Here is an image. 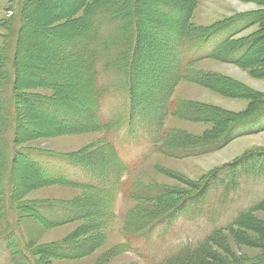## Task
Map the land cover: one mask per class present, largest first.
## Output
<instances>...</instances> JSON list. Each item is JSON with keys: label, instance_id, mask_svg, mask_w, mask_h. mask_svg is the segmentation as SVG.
<instances>
[{"label": "rangeland", "instance_id": "374dc122", "mask_svg": "<svg viewBox=\"0 0 264 264\" xmlns=\"http://www.w3.org/2000/svg\"><path fill=\"white\" fill-rule=\"evenodd\" d=\"M71 1L65 0L67 5L64 3L63 7L56 9L50 6L52 2L47 3L45 0H0V183L4 184H0V236L12 234L24 246L33 249V252L37 254L44 251L47 253L46 251L50 247L59 242H81L83 239H90L93 237L95 223L82 220L52 227L26 208L31 204H37V202L66 203L88 198L89 200L85 201H89V203L81 207L82 212L91 213L94 216L101 214V219H107L108 216L113 217L111 224L105 227L104 231L98 232V235L102 237L100 245L90 254L76 259H60L47 254H39L37 256L39 263L159 264L161 260L176 253L183 246L198 247L200 243L205 242L214 228L225 227L240 211L250 209L262 202L261 210L252 214V221L257 222L260 228L255 227L250 231L235 229L233 233L226 232L203 246L202 253L212 252L216 255L217 262L206 259L200 252H196L193 257L189 258H197L205 264H229L232 262L234 264L240 262L252 264L260 261L264 258V178L254 180L251 177H244L245 175L238 178V181H241L240 186L229 191L227 202L224 205L221 202L223 213L221 215L216 213L212 216L214 220L216 219V223H210L203 218L188 220L180 214L165 229H157L147 238H131L133 250L127 252L122 247L127 242L125 238L127 235L142 228L144 223L142 224L140 220H147L166 212L167 206L162 208L169 201V199H165L167 202L145 204L131 200L126 192L132 185H146L151 188L166 187L179 191L191 190V187L201 184L206 177L218 169L225 168L252 152L264 150V108L262 110L264 105V0H196L193 3L191 22L201 31L225 25L237 16H250L245 21V25L250 24L248 28L232 37L233 42L236 43L232 42L231 46H239V43L256 40L240 64L204 59L197 62L194 67V71L211 72L233 79L239 86L249 91V96L238 97V93L237 96L229 97L189 79L176 87L171 99L176 105L184 107L196 118L185 119L170 115L166 118L164 127L176 133L182 143L179 146L181 149L212 143L218 140L230 125L229 121L224 122L226 119H220L219 123L203 121L201 119L205 114L215 115L217 118L226 116L225 118L228 117L232 120V117L237 119L240 116L242 118L251 113L252 116L257 115V120L251 125L239 128L238 132L242 134L223 148L199 157L184 159L163 154L148 155L150 146L141 131L134 134L139 137L134 142L122 141V135H120L116 147L122 161L129 166V172L123 180L125 192L112 201V209L105 213L102 210L106 207V203L101 198L89 197L88 192L63 185H37L35 183L37 181L33 178L35 168H24L22 161L17 156L18 152H35V157L32 160L43 165L47 172L59 173L61 171L75 180L86 181L87 175L70 164L62 162L56 156L85 157L87 154L94 153L96 143L104 138V135L97 133L57 135L55 130L44 123L39 114L30 109L24 100L26 98L66 100L69 94H61V90L40 84L30 85L29 83L34 80V77L27 73L31 69L29 67L26 68L28 69L26 71L15 70L14 67L9 70L11 65L7 52L10 54L12 63L14 60L12 51L16 49L18 53L21 52L20 57H18V53L16 56L19 66L23 63L33 67L37 64L43 66L46 64V67L54 73L52 77H49L47 83L59 79L56 76L58 73H55L58 67L50 65L54 60L52 53L45 50L43 45L36 43L38 40L35 38L36 31H38L36 28L43 29V24L46 25L48 19L51 27L47 26L46 29L52 31L54 38L60 39L62 35H67L66 24L71 20L64 21L66 14L63 13L69 10L72 5ZM187 1L171 0L175 3H186ZM53 5L56 6L54 3ZM82 12L75 18L82 17ZM20 15L24 21L26 20L25 25L20 20ZM255 16L256 19H254ZM255 20H258V23L255 24ZM239 26L241 24L237 23L233 25V28ZM146 27L145 25L143 29L145 36L143 54L145 56L140 68L144 72L155 70V64L158 59L162 58L159 53L161 49H165L164 46L160 48L159 43L153 42L151 36H147ZM81 29V26L78 27V32ZM234 30L236 29H232L227 34L231 36L237 32ZM131 32L132 29L127 28L128 36ZM223 39L224 36L217 35L209 42L205 51L213 50ZM9 43L10 45H7ZM46 54L49 57H46ZM161 66L164 67L162 68L164 72L169 69L165 70L164 58ZM8 71L14 73L8 74ZM41 74L43 73L41 72ZM9 75L11 76L10 80ZM14 78L18 79L15 85L16 90L13 85H7ZM145 80L137 84L140 98L143 95V90L148 89L149 82L146 83L147 80ZM71 97L73 101L76 100L73 96ZM6 101H9V104H4ZM150 103L158 105L161 101L156 99L152 102L150 100L144 105ZM255 106H257L256 112H259L256 115H254L253 108ZM5 107L10 112L9 118L13 119L18 115L21 117V126L17 128L13 125L7 126L2 120L4 115L2 108ZM117 107L118 104L113 100L105 102L107 110ZM260 110L263 112L261 111V113ZM200 112L202 113L200 114ZM6 153H8L9 160L4 157ZM16 156L18 164L14 163ZM5 162H7L6 167H3ZM12 162L14 163L13 170L10 169ZM22 188L24 191L21 193ZM4 189H6V193H4ZM221 193L222 191L217 193L214 198H220ZM134 215L142 217L140 220L133 221V226L127 225V220ZM88 225L93 228L88 229ZM0 264H12L11 252L6 250L3 244L0 245Z\"/></svg>", "mask_w": 264, "mask_h": 264}, {"label": "trees", "instance_id": "16d2710c", "mask_svg": "<svg viewBox=\"0 0 264 264\" xmlns=\"http://www.w3.org/2000/svg\"><path fill=\"white\" fill-rule=\"evenodd\" d=\"M45 1L52 2L50 6L56 9L63 7L64 3L67 5L65 0ZM195 1L175 3L171 0H75V2L72 0V7L70 6L69 10L63 13L66 14L64 21L71 20L66 24L67 35H62L60 39L54 38L52 31L46 29L47 26L51 27L48 19L46 25L43 24V29L36 28L39 31H36L35 38L38 39L36 43L43 45L45 50L52 53L54 60L52 64H49L59 68L55 70L59 79L50 83L47 82L54 73L46 67V64L44 66L37 64L33 67L23 63L19 66L16 57L17 50L12 51V55H14L12 63L10 54L7 52L11 65L9 70L13 67L15 70L23 71L28 70L26 69L28 67L31 68L27 71L31 77H34V80L29 83L30 85L40 84L69 94L66 100L59 98L43 100L26 98L24 100L30 109L39 114L44 123L55 130L57 135L88 133L104 135V138L96 143L95 152L92 154H87L85 157L56 156L62 162L70 164L87 175L86 181L75 180L61 171L49 173L43 165L32 160L35 157V152H18L17 156L22 161L24 168H35L36 173L34 172L33 178L37 181V185H63L88 192L89 197L101 198L106 203V207L102 210L105 213L112 209V201L125 192L123 180L129 172V166L122 161L116 147L120 135H122V141L134 142L139 139L134 134L141 131L150 146L148 155L163 154L184 159L199 157L223 148L242 134L238 132L239 128L251 125L257 120L256 114L259 113L255 109L257 106L253 107L256 116H252L250 113L242 118L240 116L237 119L232 117V120L228 117L225 118L226 116L217 118L215 115L205 114L201 119L203 121L219 123L220 119H226L224 122L229 121L230 125L226 128L227 130H224V134L212 143L181 149L179 146L182 143L176 133L165 129V120L170 115L185 119L196 118L191 115V112L176 105L171 99L176 87L181 82L190 79L205 88L229 97L237 96L238 93V97L249 96V91L239 86L233 79L211 72L194 71V67L197 62L204 59L240 64L256 40L239 43L241 46H231L232 37L248 28L250 24L245 25V21L250 16H237L225 25L201 31L191 22ZM81 11H83V16L75 18ZM20 20L25 25L26 20L24 21L21 15ZM237 23L241 26L233 28V25ZM254 23H258V20H255ZM145 25L147 26L145 29L147 36H151L153 42L159 43L160 48L163 46L165 48L161 49L159 53L162 58L158 59L155 64L156 71L144 72L140 69L145 56L143 54ZM80 26L82 29L78 32ZM127 28L132 29L130 36L127 35ZM232 29H236L234 31L237 32L230 36L227 33H230ZM217 35L224 36V39L213 50L205 51L209 42ZM20 55L21 52L18 53V57ZM46 57L49 56L46 54ZM163 58L166 63L165 70L169 68L166 72L161 66ZM10 73L14 72L8 71V74ZM10 78L9 75V80ZM16 80L18 79L14 78L7 85H13L16 90ZM143 80L146 83L149 82V85H147L148 89L143 90L142 100H140L137 84ZM71 96L76 100L73 101ZM156 99L161 103L144 105L148 101L153 102ZM107 100H113L118 104V107L107 110L105 108ZM5 103L9 104V101ZM263 108L264 105L262 110ZM4 109L2 108L4 114L2 120L7 126L13 125L15 128L21 126V117L18 115L13 119L9 118L8 108ZM17 156L14 159L15 164H18ZM4 157L8 159V153ZM6 163L3 167H6ZM14 163L12 162L10 169L13 168ZM243 175L254 178V180L264 178V150L252 152L239 158L235 163L218 169L206 177L201 184L191 187V190L179 191L166 187L151 188L146 185H132L126 192L131 200L145 204L165 202V199H169V201L164 204L162 209L167 206V211L165 210L166 212L162 214L147 220H140L142 216L134 215L127 220L126 224L129 226H133L132 223L135 220H140L144 224L140 230L125 237L127 242L122 248L127 252L133 250L131 238H147L153 231L165 229L180 214L188 220L203 218L210 223H216V219L214 220L212 216L216 213L220 215L223 213L224 210L221 207L227 202L229 191L240 186L241 181H238V178ZM11 181L13 182L12 177ZM220 191H222L220 198H214ZM4 193H6V189H4ZM85 200L89 199H78L66 203L45 201L26 206L27 210L30 209L32 214H36L52 227L82 220L95 223L94 228L88 225V229H94L93 237L87 240L83 239L81 242H59L50 247L46 251L47 253L44 251L37 254L33 252V249L24 246L12 234L0 236V245H5L6 250L11 252L12 264H41L37 258L39 254H47L60 259H76L93 252L102 241L98 232L104 231L105 227L111 224L113 217L108 216L107 219H101V214L94 216L91 213L82 212L81 207L89 203ZM262 205L260 202L250 209L240 211L225 227L214 228L205 242L200 243L198 247L183 246L176 253L161 260L159 264H177L178 262L181 264H205L197 258H189L193 257L196 252L202 253L203 246L207 242H212L217 236L226 232L233 233L235 229L239 228L250 231L259 227L257 222L252 221V214L260 211ZM31 213L28 212V214ZM202 254L206 259L217 262L216 255L212 252ZM239 264L244 263L240 262ZM252 264H264V258Z\"/></svg>", "mask_w": 264, "mask_h": 264}, {"label": "bare ground", "instance_id": "6f19581e", "mask_svg": "<svg viewBox=\"0 0 264 264\" xmlns=\"http://www.w3.org/2000/svg\"><path fill=\"white\" fill-rule=\"evenodd\" d=\"M245 30V29H244ZM259 48V47H258ZM256 49V48H255ZM254 49V50H255ZM254 53V52H253ZM252 56V55H251ZM152 89V88H151ZM65 93H67V92H64V91H61V94H65ZM68 94V93H67ZM41 127V126H40ZM39 131V130H38ZM42 132V131H41ZM47 132V131H46ZM42 134V133H41ZM35 179V178H34ZM36 181V180H35ZM36 183V182H35ZM24 191V188H22V190H21V193ZM0 207H1V205H0Z\"/></svg>", "mask_w": 264, "mask_h": 264}, {"label": "crops", "instance_id": "0c3cea01", "mask_svg": "<svg viewBox=\"0 0 264 264\" xmlns=\"http://www.w3.org/2000/svg\"><path fill=\"white\" fill-rule=\"evenodd\" d=\"M223 72H225V71H223Z\"/></svg>", "mask_w": 264, "mask_h": 264}]
</instances>
